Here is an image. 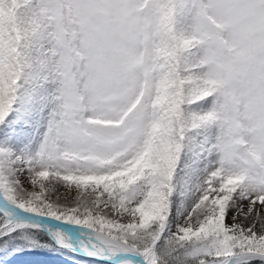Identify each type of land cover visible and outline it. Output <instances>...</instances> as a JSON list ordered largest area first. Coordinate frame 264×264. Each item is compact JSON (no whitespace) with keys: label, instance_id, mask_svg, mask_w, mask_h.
<instances>
[{"label":"snow or ice","instance_id":"1","mask_svg":"<svg viewBox=\"0 0 264 264\" xmlns=\"http://www.w3.org/2000/svg\"><path fill=\"white\" fill-rule=\"evenodd\" d=\"M0 240L264 264V0H0Z\"/></svg>","mask_w":264,"mask_h":264},{"label":"bare ground","instance_id":"2","mask_svg":"<svg viewBox=\"0 0 264 264\" xmlns=\"http://www.w3.org/2000/svg\"><path fill=\"white\" fill-rule=\"evenodd\" d=\"M231 214V213H230ZM81 257H87L82 253ZM89 258V257H87ZM106 261V260H104ZM0 264H85L79 258H66L61 254H51L48 252H26L0 261Z\"/></svg>","mask_w":264,"mask_h":264},{"label":"rangeland","instance_id":"3","mask_svg":"<svg viewBox=\"0 0 264 264\" xmlns=\"http://www.w3.org/2000/svg\"><path fill=\"white\" fill-rule=\"evenodd\" d=\"M60 191H61V193H65L66 192V190L63 187H61ZM68 195H69V199H72L75 196V192L68 193ZM246 208H247V204H245V210H246ZM231 216H232V213L229 214L228 219H227V223H229V224H232L233 223V220L231 219ZM237 222H239V221H237ZM38 234H39V232L36 233V235H38ZM41 234H43L44 237L47 238V240H48L47 242H49V243L51 242L49 240V237L45 233H41ZM2 243H3V241L0 240V244H2ZM26 252H48V253H51V254H61L63 257L71 258V259L77 257V258L80 259V261L82 263H85V264H107V263L98 261L97 260L98 258L81 257L78 254H73L71 252L64 251V250H57V251H49V250L23 251L20 254H23V253H26ZM16 255H19V254H15V255H13V254H7V255H5L3 253H0V261L7 260L8 258L14 257Z\"/></svg>","mask_w":264,"mask_h":264},{"label":"trees","instance_id":"4","mask_svg":"<svg viewBox=\"0 0 264 264\" xmlns=\"http://www.w3.org/2000/svg\"><path fill=\"white\" fill-rule=\"evenodd\" d=\"M38 238L40 239V240H42V241H45V242H47L48 240H47V238L46 237H44V235L43 234H41V233H39L38 235Z\"/></svg>","mask_w":264,"mask_h":264},{"label":"water","instance_id":"5","mask_svg":"<svg viewBox=\"0 0 264 264\" xmlns=\"http://www.w3.org/2000/svg\"><path fill=\"white\" fill-rule=\"evenodd\" d=\"M53 223H55V222H53ZM98 261H101V262H104V263H107V264H110V262L109 261H104V260H99V259H97Z\"/></svg>","mask_w":264,"mask_h":264}]
</instances>
